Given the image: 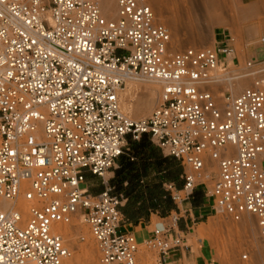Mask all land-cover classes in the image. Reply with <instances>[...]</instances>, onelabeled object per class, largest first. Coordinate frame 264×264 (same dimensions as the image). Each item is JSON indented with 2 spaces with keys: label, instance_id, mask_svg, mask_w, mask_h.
I'll return each instance as SVG.
<instances>
[{
  "label": "built area",
  "instance_id": "built-area-1",
  "mask_svg": "<svg viewBox=\"0 0 264 264\" xmlns=\"http://www.w3.org/2000/svg\"><path fill=\"white\" fill-rule=\"evenodd\" d=\"M101 1L0 0V198L15 203L0 209V264H74L52 225L76 215L97 264H136L139 241L119 229L123 196L108 187L93 195L84 181L85 172L104 180L127 140L143 134L181 165V187L163 184L175 204L206 183L208 161L215 163L213 211L233 222L255 218L264 264V37L262 58L241 62L224 31L212 46L171 50L150 0H115L109 18ZM227 75L249 83L218 90ZM128 77L161 83L145 117L120 110ZM176 220L142 242L155 264L185 247L172 233Z\"/></svg>",
  "mask_w": 264,
  "mask_h": 264
},
{
  "label": "rangeland",
  "instance_id": "rangeland-1",
  "mask_svg": "<svg viewBox=\"0 0 264 264\" xmlns=\"http://www.w3.org/2000/svg\"><path fill=\"white\" fill-rule=\"evenodd\" d=\"M202 1L203 0H150L157 20L164 24L169 30L171 36V50H181L189 46H212L214 43L212 39L215 35L224 31L233 36L236 56L239 58L240 62L243 55L247 57V54L251 52H255L258 59L262 58V48L258 47L259 44L257 39L264 37V0H215V9H217L211 20H208L204 16V10L206 9L208 13L210 8L207 9L209 6L203 4ZM247 7H255L256 12H254V15L248 20H242V18H240V13ZM217 39H220L219 35ZM135 81L137 85L132 87H126V85H124L119 100L121 106L122 103L127 100L133 103L136 98L144 92L145 84L151 83L152 80L135 78ZM247 83H249V81H247ZM155 85L159 91V84ZM220 90L223 89L220 87ZM154 107L155 105L152 109ZM152 109H148L149 111L146 110L147 112L144 111L146 112L144 114H132L123 109H121V111L132 118H139L148 115ZM210 165H213V161H208V167ZM210 167L206 169L207 178L204 179L208 186L212 184L210 175L214 177L216 170L215 165L212 168ZM243 221L249 225L252 222V228H254L253 231L250 227V233H252L250 235H252V237H248L246 234L242 226ZM253 221L254 218L252 216H245L242 222H233L224 215L213 212L212 216L209 217L207 221L195 227L194 230L202 243L210 244L216 258L221 264H262L261 254L256 251V227H253ZM65 227L66 228L60 229L56 228V230L62 234L66 244L72 250L75 264H79L78 260L87 252L92 254L97 261L95 245L89 235L87 225L83 221V218L76 215L73 217V222L65 225ZM135 236L139 241L136 264H155V250L147 248L146 245L142 244L147 238L146 234L144 232L136 233ZM80 237H82L83 240H81ZM243 254H249V259H243Z\"/></svg>",
  "mask_w": 264,
  "mask_h": 264
},
{
  "label": "crops",
  "instance_id": "crops-1",
  "mask_svg": "<svg viewBox=\"0 0 264 264\" xmlns=\"http://www.w3.org/2000/svg\"><path fill=\"white\" fill-rule=\"evenodd\" d=\"M216 39L215 35L214 40ZM247 55L256 56V53L251 52ZM131 141L127 140L128 146ZM149 143L162 159L169 160L170 166L176 165L181 168L177 160L165 156L150 139ZM128 149L127 154L121 155L115 161L104 180L85 172L84 187L88 192L94 195L108 187L112 194L122 195L124 200L119 206L121 219L119 229L132 232L134 235L144 232L148 237L152 229L165 226L171 216L176 215L177 220L172 233L181 236L185 247L171 250L166 264H221L210 244L202 243L194 230L207 221L214 212L209 193L210 186L207 183L198 184L189 200L175 204L166 195L163 184L173 182L180 188L181 172L176 180L167 178L164 164L156 166L152 163V158L144 159L140 153L133 152L129 147Z\"/></svg>",
  "mask_w": 264,
  "mask_h": 264
},
{
  "label": "bare ground",
  "instance_id": "bare-ground-1",
  "mask_svg": "<svg viewBox=\"0 0 264 264\" xmlns=\"http://www.w3.org/2000/svg\"><path fill=\"white\" fill-rule=\"evenodd\" d=\"M202 2H203V4L209 6V7H207V9L210 8V11L207 13L206 9H205L204 10V16L208 20H211L214 17V14L216 13L215 11L217 9V8L215 9V7H216L215 6L216 5L215 0H203ZM239 6H241V5H239ZM255 10H256L255 7H247L245 10L241 11L240 18H242V20H248L250 17H252L254 15V12H256ZM101 11H102L104 16H106L108 18L113 17L115 14V0H102L101 1ZM208 22H210V21H208ZM213 41H214V38L212 39V42ZM135 78H141V77H128L125 80L126 81V83H125L126 87H132L134 85H137ZM142 79H146V78H142ZM147 80H152V81L149 84L147 83V85L145 84V89H144V92L142 93V95H140L138 98H136V100L133 103L129 102L128 100L126 102L122 103V106L120 105V107H121L120 110L123 109V110L127 111L128 113H132V114H137V113L144 114L147 111H149L150 109H152V107L154 105L157 104L158 99H159L160 89H161V83L159 81L153 80V79H147ZM247 81H248L247 79H237V80L232 81L231 77L227 75L224 77V80H222L221 84H219L218 90H220V87H221L223 90H229L230 88H232L234 91H239L241 88H243L244 86H246L248 84ZM154 83L159 84V86H160L159 91L156 88V85ZM120 98H121V92L119 93V100H120ZM144 111H146V112H144ZM143 117H145V116H143ZM139 118H142V117H139ZM134 119H138V118H134ZM261 157L264 159V154ZM214 165H215V163L213 162V165H210L211 166L210 168L214 167ZM14 205H15V203L13 201H9V200H5V199L0 198V209H9V208L13 207ZM245 216H251V215H244L242 217V219ZM242 219L240 220L241 222H242ZM240 221H238V222H240ZM254 221H255V218H254ZM254 221H253V227H256V224L254 223ZM71 222H73V219L71 220ZM71 222L68 224H71ZM248 223H249V221H248ZM248 223L243 221L242 222L243 225L242 224L241 225L245 229L248 237H252V235H250V234H252V233H250V227H251V229H253V231H254V228H252V222L250 224L251 226ZM65 225H67V224L54 223L52 225V229L54 231L58 232V230H56V228L57 229L66 228ZM65 232H67V231H65ZM61 236H62V234H61ZM256 239H257V229H256ZM63 240H64V237H63ZM65 243H66V241H65ZM256 251H258V249ZM258 253H260V252L258 251ZM258 253L256 252L257 256H258ZM82 255H83V253H82ZM79 256H81V255H79ZM73 259H74V257H73ZM73 262H74V260H73ZM78 262H79V264H97L96 258H94V256L88 252L86 254L84 253V255L81 256V258L78 260ZM74 264H75V262H74Z\"/></svg>",
  "mask_w": 264,
  "mask_h": 264
},
{
  "label": "trees",
  "instance_id": "trees-1",
  "mask_svg": "<svg viewBox=\"0 0 264 264\" xmlns=\"http://www.w3.org/2000/svg\"><path fill=\"white\" fill-rule=\"evenodd\" d=\"M129 148L135 153H140L142 158L147 159V158H152V163L155 164L156 166H161L164 164L166 166V172L165 176L167 178H172V179H177L178 174L181 172V168L172 165L170 166V162L166 158H161L156 149L152 147L149 143L148 136L143 134L138 141H131L129 142ZM127 163L129 162L128 160L126 161ZM177 183L179 185V181L177 180Z\"/></svg>",
  "mask_w": 264,
  "mask_h": 264
}]
</instances>
